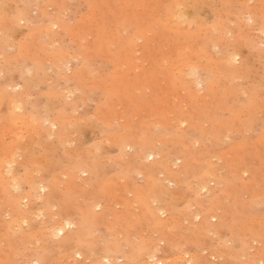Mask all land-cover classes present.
Segmentation results:
<instances>
[{
    "label": "rangeland",
    "instance_id": "374dc122",
    "mask_svg": "<svg viewBox=\"0 0 264 264\" xmlns=\"http://www.w3.org/2000/svg\"><path fill=\"white\" fill-rule=\"evenodd\" d=\"M0 165V264H264V0H0Z\"/></svg>",
    "mask_w": 264,
    "mask_h": 264
},
{
    "label": "bare ground",
    "instance_id": "6f19581e",
    "mask_svg": "<svg viewBox=\"0 0 264 264\" xmlns=\"http://www.w3.org/2000/svg\"><path fill=\"white\" fill-rule=\"evenodd\" d=\"M193 12V11H192ZM27 16V15H26ZM26 18V17H25ZM163 20V19H162ZM188 26V25H187ZM187 33V32H186ZM226 56V55H225ZM228 59V58H227ZM229 60V59H228ZM232 63V62H231ZM191 66V65H190ZM185 71V70H184ZM217 79V78H216ZM49 103V102H48ZM50 105V104H49ZM45 107V106H44ZM53 107V106H52ZM247 107V106H246ZM30 109V108H29ZM57 109V108H56ZM63 110V109H62ZM6 117V116H5ZM50 117V116H49ZM13 138V137H12ZM63 138V137H62ZM122 143V142H121ZM36 144V143H35ZM44 149V148H43ZM179 149V148H178ZM60 153V152H59ZM158 155V154H157ZM148 158H151V160H154L155 159V157L153 156V154H150L149 156H148ZM59 164V163H58ZM8 166L10 167L11 166V164L9 163L5 168L6 169H8ZM1 167H4V165H0V169H1ZM50 169V168H49ZM84 169V168H83ZM4 185V184H3ZM165 195V194H164ZM56 225H59V227L58 228H55L54 230H53V232H55V235L57 236V237H59V236H64L66 233H67V227L69 228L70 227V224L69 223H66V224H64V225H62L61 224V222L60 223H58V224H56ZM134 263V262H133ZM76 264V263H75Z\"/></svg>",
    "mask_w": 264,
    "mask_h": 264
}]
</instances>
